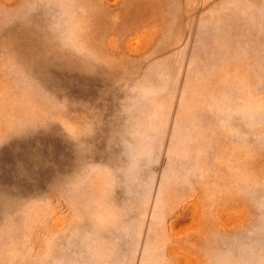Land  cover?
Here are the masks:
<instances>
[{
  "label": "rangeland",
  "instance_id": "rangeland-1",
  "mask_svg": "<svg viewBox=\"0 0 264 264\" xmlns=\"http://www.w3.org/2000/svg\"><path fill=\"white\" fill-rule=\"evenodd\" d=\"M0 264H264V0H0Z\"/></svg>",
  "mask_w": 264,
  "mask_h": 264
}]
</instances>
